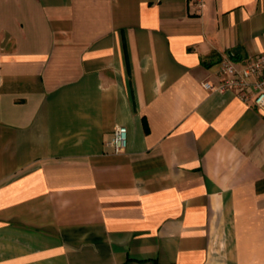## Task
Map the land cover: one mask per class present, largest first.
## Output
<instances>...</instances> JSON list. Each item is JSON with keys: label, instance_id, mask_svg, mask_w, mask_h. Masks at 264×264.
I'll use <instances>...</instances> for the list:
<instances>
[{"label": "crops", "instance_id": "crops-1", "mask_svg": "<svg viewBox=\"0 0 264 264\" xmlns=\"http://www.w3.org/2000/svg\"><path fill=\"white\" fill-rule=\"evenodd\" d=\"M203 2L0 0V264H264V112L204 88L264 0Z\"/></svg>", "mask_w": 264, "mask_h": 264}, {"label": "built area", "instance_id": "built-area-1", "mask_svg": "<svg viewBox=\"0 0 264 264\" xmlns=\"http://www.w3.org/2000/svg\"><path fill=\"white\" fill-rule=\"evenodd\" d=\"M192 3L201 14L203 0H192ZM219 76L222 79L219 85L205 83L204 88L208 91H231L243 101H252L258 110L264 112V53L240 64L226 57L219 63ZM109 145L114 153H121L127 147V129L117 127Z\"/></svg>", "mask_w": 264, "mask_h": 264}]
</instances>
